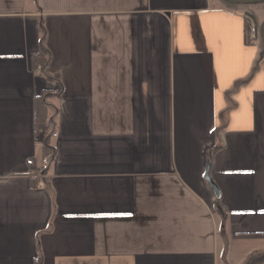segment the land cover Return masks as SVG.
I'll return each mask as SVG.
<instances>
[{
  "label": "crops",
  "instance_id": "1",
  "mask_svg": "<svg viewBox=\"0 0 264 264\" xmlns=\"http://www.w3.org/2000/svg\"><path fill=\"white\" fill-rule=\"evenodd\" d=\"M263 32L264 1L0 0V264H264Z\"/></svg>",
  "mask_w": 264,
  "mask_h": 264
},
{
  "label": "trees",
  "instance_id": "2",
  "mask_svg": "<svg viewBox=\"0 0 264 264\" xmlns=\"http://www.w3.org/2000/svg\"><path fill=\"white\" fill-rule=\"evenodd\" d=\"M34 57L38 59V62L41 64L44 63V52L42 49L34 54ZM59 93H57L58 95ZM49 93H44L39 97H35L34 106H33V120L34 124H44L47 127L46 133L42 139V148L44 154L49 153L48 162L52 161L54 158V147L51 144V126L54 122V116L56 113V107L53 105H49L47 103V98L49 97ZM34 264H41V261L36 258Z\"/></svg>",
  "mask_w": 264,
  "mask_h": 264
},
{
  "label": "water",
  "instance_id": "3",
  "mask_svg": "<svg viewBox=\"0 0 264 264\" xmlns=\"http://www.w3.org/2000/svg\"><path fill=\"white\" fill-rule=\"evenodd\" d=\"M229 1L238 3V4H254V3L263 2L264 0H229ZM263 38H264V32H263ZM205 179L208 182L209 186L214 191L216 197H218L219 196L218 190L216 186L212 183V181L208 178L207 174L205 175Z\"/></svg>",
  "mask_w": 264,
  "mask_h": 264
},
{
  "label": "built area",
  "instance_id": "4",
  "mask_svg": "<svg viewBox=\"0 0 264 264\" xmlns=\"http://www.w3.org/2000/svg\"><path fill=\"white\" fill-rule=\"evenodd\" d=\"M257 36V31L253 27H249L248 32H247V39L250 43L256 38ZM49 158V155L48 157Z\"/></svg>",
  "mask_w": 264,
  "mask_h": 264
}]
</instances>
